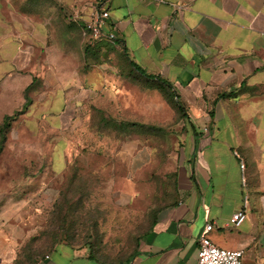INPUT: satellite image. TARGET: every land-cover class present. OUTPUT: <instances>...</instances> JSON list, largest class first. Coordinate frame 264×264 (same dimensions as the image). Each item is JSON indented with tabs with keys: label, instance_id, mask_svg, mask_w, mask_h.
Returning <instances> with one entry per match:
<instances>
[{
	"label": "crops",
	"instance_id": "0c3cea01",
	"mask_svg": "<svg viewBox=\"0 0 264 264\" xmlns=\"http://www.w3.org/2000/svg\"><path fill=\"white\" fill-rule=\"evenodd\" d=\"M94 1L0 0V125L17 114L0 170L60 176L99 110L105 129H141L159 89L135 65L167 83L190 127L174 203L128 264H196L207 224L214 245L264 264V0H106L96 39L85 31ZM1 178L0 264H104L67 242L30 256L37 215L22 182ZM241 210L244 223L227 227Z\"/></svg>",
	"mask_w": 264,
	"mask_h": 264
},
{
	"label": "rangeland",
	"instance_id": "374dc122",
	"mask_svg": "<svg viewBox=\"0 0 264 264\" xmlns=\"http://www.w3.org/2000/svg\"><path fill=\"white\" fill-rule=\"evenodd\" d=\"M100 3L95 0L92 8ZM157 98L158 107L144 109L137 131L105 129L101 110L96 111L80 154L60 176L18 165L0 170V178L22 182L23 203L37 215L40 228L30 239V256L60 242L88 246L104 264H123L134 252L155 214L174 201L181 147L190 127L163 91Z\"/></svg>",
	"mask_w": 264,
	"mask_h": 264
},
{
	"label": "built area",
	"instance_id": "2783aa9c",
	"mask_svg": "<svg viewBox=\"0 0 264 264\" xmlns=\"http://www.w3.org/2000/svg\"><path fill=\"white\" fill-rule=\"evenodd\" d=\"M99 8L93 9L90 18L86 23L85 31L90 33L93 38H99L102 35L101 28L109 18V13L106 11V0H100ZM155 3H163L164 0H152ZM114 40V34L108 37ZM234 156L239 160V169L243 175L245 171L244 161L235 153ZM246 220L245 210L234 213L227 223V227L239 228ZM212 230V225L207 224L198 238L197 260L196 264H243L244 252L241 249L228 251L217 247L207 236Z\"/></svg>",
	"mask_w": 264,
	"mask_h": 264
},
{
	"label": "trees",
	"instance_id": "16d2710c",
	"mask_svg": "<svg viewBox=\"0 0 264 264\" xmlns=\"http://www.w3.org/2000/svg\"><path fill=\"white\" fill-rule=\"evenodd\" d=\"M134 69L145 78V80L152 82V84H154V86H156L157 89L161 90L164 92V94L167 96V98H169V100H171L175 107L177 108L178 111H180V113L182 114V116H184V111L183 109L178 105V103L173 101V93L171 91L168 90L169 86L167 85V83L159 78H155L152 77L150 75H146L141 69H139L137 66L133 65ZM17 117L16 115L13 116H9V117H4L2 124L0 125V154L2 152V148L5 144L6 141V136L8 133V130L12 124V122L15 120V118ZM174 202H172L171 204H173ZM169 204V205H171ZM168 205V206H169ZM138 244V243H137ZM137 247V245H136ZM85 248H87L88 250V254L90 258L96 259L98 261H100L97 257H95V255L92 253L91 249H89V247L85 246ZM136 254V249L134 250V252L124 261L123 264H128L135 256ZM101 262V261H100ZM103 263V262H102Z\"/></svg>",
	"mask_w": 264,
	"mask_h": 264
}]
</instances>
